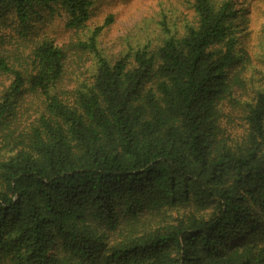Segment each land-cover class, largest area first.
Listing matches in <instances>:
<instances>
[{
    "label": "trees",
    "instance_id": "1",
    "mask_svg": "<svg viewBox=\"0 0 264 264\" xmlns=\"http://www.w3.org/2000/svg\"><path fill=\"white\" fill-rule=\"evenodd\" d=\"M93 5L0 0V264H264V87L242 100L232 0L115 63L102 28L36 30L60 10L77 36Z\"/></svg>",
    "mask_w": 264,
    "mask_h": 264
},
{
    "label": "rangeland",
    "instance_id": "2",
    "mask_svg": "<svg viewBox=\"0 0 264 264\" xmlns=\"http://www.w3.org/2000/svg\"><path fill=\"white\" fill-rule=\"evenodd\" d=\"M237 11L234 28L236 53L242 58L237 71L245 81V95L264 87V0H232ZM53 5V3H52ZM54 6V5H53ZM42 19L36 21V30L60 45L71 40L87 41L97 28H102L97 46L111 63L131 56L138 49L154 50L162 45L167 31L183 37L186 26L195 22L193 0H94L87 28L77 36L64 27L60 10L50 14L39 8ZM91 67V61L86 68ZM92 69V68H91ZM225 108H230L229 101Z\"/></svg>",
    "mask_w": 264,
    "mask_h": 264
}]
</instances>
